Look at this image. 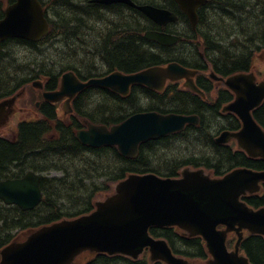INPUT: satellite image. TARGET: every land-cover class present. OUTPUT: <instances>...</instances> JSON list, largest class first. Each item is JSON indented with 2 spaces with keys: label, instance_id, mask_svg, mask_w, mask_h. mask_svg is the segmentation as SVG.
I'll return each instance as SVG.
<instances>
[{
  "label": "water",
  "instance_id": "water-1",
  "mask_svg": "<svg viewBox=\"0 0 264 264\" xmlns=\"http://www.w3.org/2000/svg\"><path fill=\"white\" fill-rule=\"evenodd\" d=\"M177 1L192 20L196 17L197 7L206 2ZM98 2L131 4L129 0ZM138 9L159 24H165L171 16L151 6ZM48 31L49 24L39 0H16L0 21V41L7 38L39 41ZM145 37L163 45H172L178 40L152 32ZM192 75L194 72L171 64L166 69L157 67L130 76L114 73L105 79L81 84L68 73L63 76L60 91L46 93L44 97L50 101L72 98L76 95L74 93L89 85H101L121 93H125L132 84L162 89L167 79L182 78H187V86L194 89L190 79ZM228 82L238 93L237 100L228 109L240 116L244 128L239 133H223L218 141L224 143L236 138L240 148L248 154L264 158V132L251 116V111L264 99V82L256 85L253 74L232 77ZM34 85L41 87L40 82ZM15 100L14 97L0 103V127L12 113ZM187 121L192 119L175 115L163 117L155 113L137 114L111 130L106 126L89 125L88 131L78 132V138L92 147L117 145L123 155L133 157L140 142L180 130ZM183 175L184 178L179 180H162L153 175L130 176L116 186L113 196L98 202L97 211L91 215L45 226L25 242L6 246L0 253V264H73L75 257L85 250L138 259L147 247L152 261L191 264L173 256L166 241L149 236L151 227L160 226H179L192 236H202L215 258L210 264H248V260L237 256L238 248L236 253L227 252L225 240L228 232L234 230L248 229L252 233L264 234V209L255 212L240 202L241 195L259 190L258 184L264 180V173L239 169L223 179L214 180L202 171H185ZM0 199L7 205H17L23 211L33 210L42 200L40 176L29 172L21 179L0 181ZM219 225L227 226V230L217 231Z\"/></svg>",
  "mask_w": 264,
  "mask_h": 264
},
{
  "label": "trees",
  "instance_id": "trees-1",
  "mask_svg": "<svg viewBox=\"0 0 264 264\" xmlns=\"http://www.w3.org/2000/svg\"><path fill=\"white\" fill-rule=\"evenodd\" d=\"M14 1L0 0V18L3 16L4 6ZM56 1L58 8H54L53 11L55 18L52 19L53 26L49 37H61L64 42L63 48H65V45L68 44V37L72 36L77 39L81 21L80 8L72 0ZM149 1L155 2V0ZM248 2L247 0L217 1L222 10L227 7V10L231 11L229 15H232L234 21L239 17L242 18L244 14L248 15L246 19L251 21V26L248 28H245L243 23L233 25L228 30V36L231 37L233 33H236L237 38L230 42L227 41V36L217 37L220 38L217 41L216 38L209 35L208 46L219 57L214 62V68L220 74L229 75L248 70L251 67L252 47L258 44L264 46V7ZM222 3H226V5H222ZM249 7L254 10L255 15L251 16L246 11V8ZM144 44L135 34L133 42L129 39L122 42L116 51V56L122 62L132 63L133 67L129 70L135 71L158 65L163 62L162 60L165 61L169 58L168 50L154 51L150 46ZM63 54L64 52L61 55ZM12 59L10 55L1 54L0 50V99L14 94L21 87L30 83L26 75L19 77L22 76L20 73L25 72L26 69H22V67H19L20 70L17 69L19 63L16 54H12ZM5 61L11 62H8L5 67H1ZM67 67L65 65L57 66L54 78H57L58 73ZM10 69H15V71L10 72ZM47 71L46 69L45 74L49 76ZM175 94H177V99H184L187 104L188 102L195 103V107H197L195 111L198 113L200 107L208 109L197 97L186 95L189 92ZM147 95L159 104V107L168 100L169 96L167 93L153 94L151 92H148ZM128 98L131 99L133 96ZM128 98L118 97L119 108L110 115L109 121L90 113L86 115L81 113L80 115L103 124L119 123L137 111L138 106L129 104ZM157 111L162 110L158 109ZM181 111L182 108L176 109V112L180 113ZM43 113L46 118L39 122L22 123L14 141L0 138V179L20 177L30 169L41 173L58 169L64 172V176L43 179L41 186L45 198L33 211L25 212L17 206H6L0 201V250L17 238L22 240L24 234L30 230L52 224L66 217H78L90 213L94 209L95 200L110 194L113 191L112 184L124 179L130 173L155 171L166 176H174L178 173L179 167L173 164H168L169 168L166 173L154 167L155 162L165 160L151 145L141 147L140 156L135 160L123 157L114 147L93 149L83 146L77 140L74 132V129L81 125L79 121L72 123L67 128L59 129L60 131H57L59 136L52 139L49 136L51 134L50 123L56 118V115L48 109ZM256 116L264 125V104L257 111ZM209 147L212 149V145ZM213 149L212 157L205 158V165L214 168L217 174H223L242 165L264 169L263 161L249 160L241 152L233 153L228 148L216 146H213ZM212 160L215 161V164L210 163ZM246 201L251 206L258 208L264 206V195L249 197L246 198ZM152 234L166 238L177 254L190 260L204 261L208 258L204 242L200 237L186 238L175 229H154ZM242 249L253 264H264V238L262 236L247 237L242 244ZM85 264H148V262L145 260L135 262L122 256L109 257L99 254L89 259Z\"/></svg>",
  "mask_w": 264,
  "mask_h": 264
},
{
  "label": "flooded vegetation",
  "instance_id": "flooded-vegetation-1",
  "mask_svg": "<svg viewBox=\"0 0 264 264\" xmlns=\"http://www.w3.org/2000/svg\"><path fill=\"white\" fill-rule=\"evenodd\" d=\"M135 1V0H134ZM145 1V0H138ZM171 2V1H170ZM82 7L80 8V16L84 21L85 28L84 32L81 36H77L78 39H81L83 45L81 47V55L83 57L71 58V61L75 62L78 67H73L71 70L75 72L76 76L79 80L86 83L92 79H103L115 72H122L125 75L134 74L138 71L129 70L132 69V63H128L125 61H120V59L116 56V51L120 48L122 42L126 39L133 42L134 36H136L142 41L145 42L143 34L145 31L149 29H156L158 32L169 33L173 35L182 36L184 42L186 43L190 40V37H198L203 36L202 29L199 30V33L196 35H191V30H193L191 22L188 16L180 9L178 4L174 1L171 2V5L168 6L171 11H173L177 15V21L171 22L166 26H160L156 23L151 22L147 18L137 15L135 9L129 7L126 4H101L94 3L92 0H82ZM49 6V10H50ZM204 10L199 8V17H198V27L199 25H204L206 22V15L203 13ZM138 28V32L136 30ZM198 30V28H197ZM196 30V31H197ZM137 32V33H136ZM14 39H7L6 42L0 43V49L2 50L8 42H15ZM72 36L69 38V46L73 53H75L74 48L72 47ZM29 44V42H26ZM48 43L44 45H48ZM152 45L144 44L147 46H152L153 48L159 50H168L170 52L169 58L167 60H162L163 62L158 64L166 65L168 62H172L176 59H181L186 57L192 63L200 61L199 53L197 51L198 46L201 43L198 39H196L194 45L192 43L188 44V48L191 49H183L178 44L174 46H162L156 42H150ZM202 56H204L202 54ZM33 68L30 70L28 68L27 72H31V74H27V80L33 83L36 80H42L44 82V89L41 90L40 94H44L46 91H56L60 88L61 78H54V75L49 73V76L45 74V71L40 68V65L37 62L33 63ZM140 71V70H139ZM16 78V77H15ZM213 87V84H211ZM218 89L220 87H217ZM133 92L136 90H142L143 87H132ZM131 89V91H132ZM76 97H74L71 101L67 98L60 102H44L48 110L53 112L55 115L57 112H62L63 116H74L72 119L78 123L76 118L77 114H93L99 117H103L106 121L110 120V115L114 112V110L119 108L118 97L120 94L116 91H113L111 88L97 85H90L84 88L82 91L77 93ZM106 94V95H104ZM118 96V97H117ZM177 94H175L176 97ZM231 98V94L226 91H219L217 94V103L213 106L216 108V113L222 117L217 118V120H226L229 123V117L222 115L220 113L221 107L225 101ZM134 98L129 99V104H133ZM187 106V107H185ZM195 103L185 102L184 99H175L174 104L168 105L164 102L161 104V107H155V109H161L162 111H158L160 113L167 114H180V115H191L193 113L196 115L198 113L195 111L197 107H195ZM185 107V108H184ZM177 108H182V111L176 112ZM46 109V110H47ZM144 111H153L146 110ZM192 114V115H193ZM198 115V114H197ZM199 116V115H198ZM200 117V116H199ZM85 124L88 122L99 123V121H92L89 118L83 120ZM215 123V121H214ZM60 127H62L60 125ZM188 129L192 127V125H187ZM186 127V128H187ZM191 129V128H190ZM181 133H177L171 136L166 137L167 139H163L158 143L172 142L174 141L173 136L180 135ZM184 137L181 139V142H188L189 137L188 133L183 135Z\"/></svg>",
  "mask_w": 264,
  "mask_h": 264
},
{
  "label": "rangeland",
  "instance_id": "rangeland-1",
  "mask_svg": "<svg viewBox=\"0 0 264 264\" xmlns=\"http://www.w3.org/2000/svg\"><path fill=\"white\" fill-rule=\"evenodd\" d=\"M255 1L260 2L259 4L262 7L264 0H255ZM212 14H214V15L216 14L215 17L213 18V21H212V25H213V29H214L215 34H218V32H220L221 34H226L228 32V30L233 27V25L236 26L239 23H243L245 28H248L251 26L250 25L251 21L246 19L248 16L246 14H244L242 18L239 17V19H237L235 21H234V18L232 17V15H225L223 13L217 14L216 12H212ZM235 32H236V28H235ZM236 38L237 37H236V33H235L233 35V39H236ZM58 44L61 45V43L55 44V42H51L48 44V46L46 48L40 49V50H33V49L31 50L29 48L20 49V48H17V46L15 47L13 44H9V46L6 48V50L4 52L5 53H9V52L17 53V55L22 59V61L19 63V66H22V69H26L27 61L36 60L37 58L40 59L41 63H44V65L46 64L47 67L49 66V64H52L53 62L55 63V66L67 65L66 62L72 63L69 54H68L69 58L64 56V54L61 55L64 52V48H63V46L58 47ZM1 65H2L1 67H5L6 65H8V62L5 61V63L4 64L2 63ZM42 68L45 69L46 67L42 66ZM26 71H28V69H26L25 72H22L20 74L26 75ZM253 72L256 74V76L258 77L259 80L264 78V59H263V57H261L259 55L256 57L254 64H253ZM4 79H7V78H4ZM26 98H25L24 104L23 103L21 104V102L18 104V111L19 112L17 114V117L12 122H16L18 120V118L20 120L36 118V113L34 112V108H33V106H31V104L29 103L28 100L26 101ZM20 107H24V108L19 109ZM58 116L60 118L63 117V113L59 111ZM10 126L11 127H9L8 129L6 128L2 132V135L4 134L7 137H12L15 134L14 123L13 124L11 123ZM191 151H194V150L191 148L183 147L181 151H176V154H177L178 158L180 156L185 157V156L190 155ZM197 152H198V155H203V153L205 152V149L201 148ZM50 175L53 176V175H57V174L52 173Z\"/></svg>",
  "mask_w": 264,
  "mask_h": 264
}]
</instances>
